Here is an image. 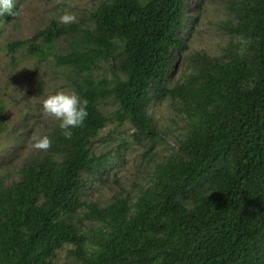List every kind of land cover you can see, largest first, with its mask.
I'll return each instance as SVG.
<instances>
[{
	"label": "trees",
	"instance_id": "trees-1",
	"mask_svg": "<svg viewBox=\"0 0 264 264\" xmlns=\"http://www.w3.org/2000/svg\"><path fill=\"white\" fill-rule=\"evenodd\" d=\"M19 5L0 6V22ZM224 5L225 44L213 54L189 50L199 16L189 0H102L85 25L54 18L41 30L29 53L49 59L67 37L54 59L88 115L70 137L55 119L44 132L50 146L11 181L0 178V264H54L65 248L73 261L64 264H264V0ZM102 63L112 78L95 76ZM162 97L184 123L172 130L177 146L151 159L136 193L89 200L84 174L109 156L94 153L109 121L100 105L113 100L119 122L154 148L164 137L148 105Z\"/></svg>",
	"mask_w": 264,
	"mask_h": 264
},
{
	"label": "rangeland",
	"instance_id": "rangeland-1",
	"mask_svg": "<svg viewBox=\"0 0 264 264\" xmlns=\"http://www.w3.org/2000/svg\"><path fill=\"white\" fill-rule=\"evenodd\" d=\"M19 1L16 18L0 22V102L3 104L0 129V178L9 182L16 177L21 167L40 149L34 140L43 137L46 128L55 117L45 113L42 101L49 94L58 91H74L68 73L56 64L55 55L65 53L67 37L56 42L55 50L48 58L29 53L28 47L40 43L41 30L63 13L71 14L74 21L68 25H85L88 16L102 0H13L8 11ZM192 14H199L197 25L187 27L191 31L189 50L215 53L226 39L223 26L229 20L224 0H189ZM190 22V20L188 19ZM23 42L10 51L11 43ZM185 64L184 57L176 63L175 71L180 73ZM96 77L112 78L114 72L107 63L94 71ZM109 121L95 139L94 153H107L106 166L97 173L84 174V190L89 200L106 203L117 195L136 193V186L145 181L152 168L151 159L164 160L169 146H177L172 130L183 131V122L170 108V99L162 97L149 102V113L154 117L159 136L154 148L151 138L138 134L130 122H119L115 113L119 105L108 100L100 105ZM139 137V139L137 138ZM151 167V168H150ZM67 248L59 251L54 264L73 261L67 256Z\"/></svg>",
	"mask_w": 264,
	"mask_h": 264
},
{
	"label": "clouds",
	"instance_id": "clouds-1",
	"mask_svg": "<svg viewBox=\"0 0 264 264\" xmlns=\"http://www.w3.org/2000/svg\"><path fill=\"white\" fill-rule=\"evenodd\" d=\"M12 0H0V6L10 8ZM19 10L16 12L18 13ZM60 24H69L74 21L75 17L68 13L60 14L55 17ZM87 100L82 99L74 91H58L47 95L42 101L43 111L59 121V129L66 137L71 136V130L80 126L88 113L86 110ZM35 148L47 149L50 146L48 136L38 137L34 140ZM210 194V193H209Z\"/></svg>",
	"mask_w": 264,
	"mask_h": 264
}]
</instances>
